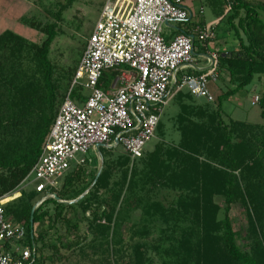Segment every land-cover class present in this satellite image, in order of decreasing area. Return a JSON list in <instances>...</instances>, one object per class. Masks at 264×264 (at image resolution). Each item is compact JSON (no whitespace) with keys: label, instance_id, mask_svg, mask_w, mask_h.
Segmentation results:
<instances>
[{"label":"trees","instance_id":"1","mask_svg":"<svg viewBox=\"0 0 264 264\" xmlns=\"http://www.w3.org/2000/svg\"><path fill=\"white\" fill-rule=\"evenodd\" d=\"M206 1L218 19L215 38L222 24L219 33L233 40L215 50L227 90L213 104L175 95L177 144L158 142L132 163L125 155L103 154L111 150L103 146L97 149L103 163L98 176L99 159L91 172L87 159L66 174L54 197L21 190L4 214L25 228L24 244L34 251L29 264L73 255L80 264H264V95L260 124L225 122L221 113L224 100L264 76V6ZM71 3L47 11L45 21L20 18L43 36L39 43L0 33V197L14 193L37 162L76 71L81 54L69 68L49 56ZM107 72L105 86L111 83L105 77L118 74ZM80 88L72 91L75 102L82 101ZM156 133L163 134L161 120ZM236 207L244 211L242 229L231 215ZM45 249L51 255L43 257Z\"/></svg>","mask_w":264,"mask_h":264},{"label":"built area","instance_id":"2","mask_svg":"<svg viewBox=\"0 0 264 264\" xmlns=\"http://www.w3.org/2000/svg\"><path fill=\"white\" fill-rule=\"evenodd\" d=\"M182 1L108 0L104 5L37 162L14 193L0 197V264L34 260V251L24 244L25 228L4 214V206L21 190L32 186L45 198L54 197L66 174L86 164L93 147L120 145L131 163L141 158L146 143L156 135L164 108L179 92L198 103L215 102L209 88L210 81L219 79V56L208 48L215 38L213 27L197 24L171 41L162 36L165 23L190 16ZM196 40L207 66L196 70L199 75L178 80V70L193 65ZM107 71L118 74L105 90L102 76ZM74 87L88 92L80 102L72 99Z\"/></svg>","mask_w":264,"mask_h":264},{"label":"rangeland","instance_id":"3","mask_svg":"<svg viewBox=\"0 0 264 264\" xmlns=\"http://www.w3.org/2000/svg\"><path fill=\"white\" fill-rule=\"evenodd\" d=\"M253 5L264 6V0H244ZM106 0H72L71 5L62 12V20L60 22V32L57 38L54 40L50 50V60L57 66H62L63 68H69L73 66L74 61L78 59L82 53L86 40L88 38L91 29L96 22L99 13L101 12L102 4ZM185 4L191 6L193 12V21H202L207 29L211 27H216L218 19L214 15V8L206 0H184ZM67 0H0V33L5 30L13 31L14 33L22 36L23 38L39 43L42 41L43 36L37 33L35 30L23 25L20 22L21 17L35 18L37 20L45 21L48 16L47 11L56 10L58 4L60 6L65 5ZM110 12L111 9H108ZM200 13V14H199ZM198 15V16H196ZM261 18L264 20V11L260 10ZM51 18V17H49ZM222 24L218 25V33L216 31L215 38L209 41V50H221L226 46L225 42L229 46H233V40L226 39L227 35L219 33ZM231 42V43H230ZM199 41H195L196 53L194 56V61L201 65H205V59L201 56ZM202 51V50H201ZM199 58L204 59L199 62ZM196 59L198 61H196ZM183 72L180 75H192L194 70L180 68ZM108 73V72H106ZM179 75V77H180ZM220 79L217 81H210L209 86L213 95L218 97L220 94L227 90V78L225 74L219 73ZM107 76L105 77V82H113L114 79ZM112 79V80H111ZM79 87H74L76 90ZM80 95L87 96L88 92L80 88ZM264 95V76L259 78L255 76L251 84L246 86L243 90H240L235 95L230 96L228 99L224 100L221 105L222 118L225 122L229 118L237 121L248 122L252 124H260L262 122L260 117L261 104L253 102L255 97L259 99L263 98ZM201 103H204L203 101ZM200 103V104H201ZM209 104V103H207ZM179 112V107L177 102L172 100L165 108L161 117V123L163 125L162 136H157V133L153 139L148 141L144 147V151H152L158 142H168L177 144L180 139V135L174 128L173 119L175 115ZM103 154L109 152L113 158L119 156H124L123 149L120 145L114 146L111 150H102ZM87 158L90 159L91 165L87 167V172H91L94 168L98 159L100 158L98 150L93 147ZM101 159V158H100ZM33 177H31L32 179ZM30 179V180H31ZM63 180V179H62ZM62 183V181H61ZM59 183V187L61 186ZM32 186L26 187L27 190H31ZM216 202L221 205L222 200L217 198ZM233 220L235 221V227L242 229L245 225V215L241 208H234L231 212ZM80 228L84 230V224L81 223ZM42 227L38 226L35 228V232L39 233ZM63 232V231H62ZM56 234H51V242L56 243ZM242 244V242L240 241ZM64 252H61V254ZM43 257L51 255L49 249H45L43 252ZM66 254V253H64ZM83 261L80 260L79 256L73 255L65 261H55L50 262L45 260L44 264H80ZM36 264H41L39 257L37 258ZM157 264V263H156Z\"/></svg>","mask_w":264,"mask_h":264},{"label":"crops","instance_id":"4","mask_svg":"<svg viewBox=\"0 0 264 264\" xmlns=\"http://www.w3.org/2000/svg\"><path fill=\"white\" fill-rule=\"evenodd\" d=\"M107 1L108 0H106V2H104L103 4H102V7H101V11H102V9H103V7H104V5L107 3ZM182 6L184 7V8H186L187 9V11L190 13L189 15V17L185 20V21H182V22H179V21H171V22H168V23H165L163 26H162V36H163V38L165 39V41H171L174 37H176L177 35H179L180 33H188V32H190L192 29H193V27L195 26V25H197V24H200V20L199 21H193V12H192V10H191V6H189L188 4H185V2H184V0L182 1ZM101 13V12H100ZM100 13H99V15H100ZM200 14V13H199ZM196 16H198V15H196ZM98 18H99V16H98ZM98 18H97V20H98ZM96 20V21H97ZM95 24V23H94ZM94 26V25H93ZM93 28V27H92ZM92 30V29H91ZM199 50H200V54H201V56H203L202 55V53H203V51H201L202 49H201V47L199 46ZM213 51H215V50H213ZM195 53H196V49H195V44H194V54H193V65L190 67V66H185L184 67V69H190V70H194V71H196V70H200V69H203V68H205L206 66H207V60L205 59V65L204 66H201V65H199V64H197L195 61H194V56H195ZM204 59H201V58H199L198 60H199V62L200 61H202V60H204ZM197 59H196V61H198ZM181 72H183V70H181V69H179L178 70V72H177V74H176V79H181L182 78V76H184V75H186V74H183V75H180V73ZM179 75H180V77H179ZM219 79H220V76H219ZM106 84L105 83H103V89H105V90H107L108 88H109V86L110 85H108V86H105ZM209 88H210V90H212L211 89V87L209 86ZM212 92V91H211ZM195 102V101H194ZM198 103V102H197ZM163 143H166V144H170V143H168V142H165V141H162ZM171 144H175V143H171ZM145 152H151V151H144V153Z\"/></svg>","mask_w":264,"mask_h":264},{"label":"water","instance_id":"5","mask_svg":"<svg viewBox=\"0 0 264 264\" xmlns=\"http://www.w3.org/2000/svg\"><path fill=\"white\" fill-rule=\"evenodd\" d=\"M100 147H103V146H97L96 149L100 148ZM102 166H103V163H102V159L99 158V167H98V174L97 176L101 173V170H102ZM80 198V197H79ZM36 207V206H35ZM35 207L33 208V210L35 209ZM33 213V211H32Z\"/></svg>","mask_w":264,"mask_h":264}]
</instances>
